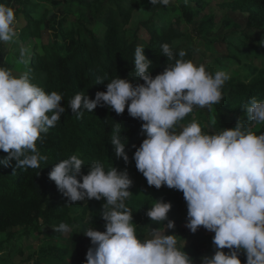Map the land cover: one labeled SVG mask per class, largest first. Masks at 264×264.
<instances>
[{
  "label": "trees",
  "instance_id": "obj_1",
  "mask_svg": "<svg viewBox=\"0 0 264 264\" xmlns=\"http://www.w3.org/2000/svg\"><path fill=\"white\" fill-rule=\"evenodd\" d=\"M0 3L14 9L18 32L17 43L0 42V67L17 76L29 72L32 82L46 93L60 94V106L66 109L58 123L36 142L39 153L47 157L39 168H17L15 161L9 166L0 163V264H86V253L92 245L83 234L91 227L105 231L101 213L106 201L69 204L49 179V173L55 164L73 154L84 161L85 175L94 160L100 161L105 170L113 166L123 171L133 166L130 159L141 141L142 121L130 117L127 107L118 115L107 106H98L92 113L85 111L78 119L68 103L80 92L94 99L96 92H105L106 84L117 76L137 79L134 52L138 45L145 48L144 54L152 62L149 71L153 78L167 64L161 50L164 43L171 46L174 54L184 50V59L194 63L202 51L209 54L211 61L206 64L200 60V64L211 73L219 64L235 66L236 75L223 85L221 101L211 105L220 129H229L242 119L244 106L251 98L264 101V0H222L216 6L211 0H170L167 6L151 5L150 0ZM232 15L237 21L231 19ZM21 45L28 50L27 64L18 63ZM218 46L220 52L216 51ZM98 77L104 84H96ZM116 123L128 140L127 164L123 158L115 157L111 146ZM6 156L0 151V161ZM129 191L133 195L126 205L132 211L139 238H150L151 227L164 231L162 223L146 215L154 200L170 202L168 219L180 226L187 224L182 192L162 186L155 192L146 190V196L140 197L134 189ZM61 223L68 224L71 231L55 232ZM180 226L176 234L178 246L182 248L187 243L185 252L195 264H200L203 256L214 255V233L193 234ZM239 258L241 264H246L245 254Z\"/></svg>",
  "mask_w": 264,
  "mask_h": 264
},
{
  "label": "clouds",
  "instance_id": "obj_2",
  "mask_svg": "<svg viewBox=\"0 0 264 264\" xmlns=\"http://www.w3.org/2000/svg\"><path fill=\"white\" fill-rule=\"evenodd\" d=\"M150 3L167 6L170 0ZM16 23L14 9L0 3V42H18ZM161 50L167 64L155 78L149 71L152 62L146 58L145 48L138 45L134 52L137 79L117 76L106 84L105 92H96L94 99L83 92L75 94L68 107L78 119L98 106H107L118 115L127 107L130 117L143 122L141 131L146 138L132 157L136 169L149 186H167L183 193L186 227L193 234L201 227L214 233V255L201 257L200 264H241L242 253L246 264H264V133L257 135L251 128V124H264V101L251 98L244 106L247 122L240 118L232 129L206 133L198 121L192 120L177 131L195 107L221 101L230 74L224 70L211 73L204 64L184 59V50L174 54L167 43ZM27 51L20 46L18 63L27 64ZM96 84H104L103 78L98 77ZM61 101L57 92L46 93L33 83L29 72L17 76L0 67V151L7 153L0 163L9 166L15 161L17 168L35 169L47 160L37 150L36 142L66 111ZM116 125L111 146L115 157L127 164L128 140L121 135V125ZM82 165L84 161L73 154L54 165L49 179L69 204L106 201L101 213L105 231L91 227L83 234L92 245L86 253V264H195L184 250L185 243L181 248L177 235L166 234L175 227L168 219L170 202L154 200L146 215L162 223L164 231L151 227L150 238L141 239L126 205L133 195L128 171L113 166L105 170L100 161L94 160L85 175ZM54 231L66 234L71 227L61 223Z\"/></svg>",
  "mask_w": 264,
  "mask_h": 264
},
{
  "label": "rangeland",
  "instance_id": "obj_3",
  "mask_svg": "<svg viewBox=\"0 0 264 264\" xmlns=\"http://www.w3.org/2000/svg\"><path fill=\"white\" fill-rule=\"evenodd\" d=\"M222 0H211V3L213 6H216L218 3H220ZM139 17V16H138ZM219 18V16L217 17ZM231 19L236 20V17H233V15L231 16ZM20 22V21H19ZM146 37V35L144 36ZM219 46L216 48V51L220 52L218 50ZM200 59L196 62V64H200V60L205 62L206 64H208L211 61L210 55L207 53H204L203 51L201 52V56L199 55ZM235 66L231 65H220L215 69L217 70H224L226 72H228L230 74V77L235 76L236 75V68H234ZM215 116V111L214 108L212 106L209 107H205V108H200V107H195L193 112L191 114H189L188 116H186V118L180 122V125L177 127V131H179L181 129V127L187 123H189L192 120H196L198 121V123L200 124L202 131L206 132V133H213V132H218L221 129L219 128L216 118ZM242 120H244L245 122H247V117H246V113L244 115V117L242 118ZM236 124H234L231 128L232 129L235 127ZM251 128L252 130L257 134H262L264 133V124H251ZM145 135L144 133L141 135L140 137V144L142 143L143 139H145ZM130 161H133V166L130 167L129 169H126L129 173L130 178L133 181V186L130 188V190L134 189L135 191L138 192L140 197L146 196V190L149 193V191H156V188L154 186H149L147 184L146 178L136 169L135 167V161L131 158ZM145 184V186H144ZM144 186V188L142 189V191H139L140 188H142ZM154 196V195H151ZM175 223V227L174 229L171 230H167L168 232H173L174 235L177 234V228L180 226L178 225L176 222ZM184 229H183V227ZM182 226H180V228L183 231H190L187 227L186 224H183ZM204 236H209L211 232L205 230L203 227H201L200 229L197 230V233L200 234H204ZM195 242V241H194ZM187 244V243H185ZM188 247L184 248V250H186ZM210 249L212 250L213 248L210 247ZM47 264H53L52 262L47 263Z\"/></svg>",
  "mask_w": 264,
  "mask_h": 264
}]
</instances>
